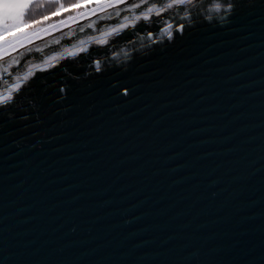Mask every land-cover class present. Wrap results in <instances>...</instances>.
<instances>
[{"label":"water","instance_id":"obj_1","mask_svg":"<svg viewBox=\"0 0 264 264\" xmlns=\"http://www.w3.org/2000/svg\"><path fill=\"white\" fill-rule=\"evenodd\" d=\"M230 2L125 4L0 63L27 89L0 111V264H264V0Z\"/></svg>","mask_w":264,"mask_h":264},{"label":"rangeland","instance_id":"obj_2","mask_svg":"<svg viewBox=\"0 0 264 264\" xmlns=\"http://www.w3.org/2000/svg\"><path fill=\"white\" fill-rule=\"evenodd\" d=\"M130 1L85 0L78 3L77 0H17V2L28 5L25 9V19L40 20L42 23L25 24L24 27L18 28L15 37H21L22 42H16L14 47L5 44L6 39L12 35H0V62L22 54H19L22 49L52 38L53 35L62 33V31L77 27L99 15L107 14L112 8H119ZM59 3L60 7H58ZM57 9L60 10L57 11ZM0 30H2L1 27ZM25 33L29 35L25 37L23 35Z\"/></svg>","mask_w":264,"mask_h":264},{"label":"snow or ice","instance_id":"obj_3","mask_svg":"<svg viewBox=\"0 0 264 264\" xmlns=\"http://www.w3.org/2000/svg\"><path fill=\"white\" fill-rule=\"evenodd\" d=\"M198 0H169V2L164 3L160 2L159 7L156 3H152V0H141L140 3H135L132 5L131 8H129V11H133L134 9H141L144 5H150L146 8V10H143L142 12L138 13L133 17L135 20L144 19V20H150L153 15L157 17H161L165 20L168 19V17L164 16L163 14L165 12H168L169 10L173 8H181L183 10V6L185 4H195ZM232 7V4L229 0V8ZM28 8V5L26 3H20L17 2V0H0V23L4 25L2 30H0V35H7L8 32L15 31L18 28H22L25 26V24H40L42 21L40 20H34L31 18L25 19V9ZM60 9H57L59 11ZM47 19V17H45ZM128 18L125 17V20ZM153 23L159 24V20L153 21ZM123 27V25H122ZM173 25L171 23L167 24V27L164 29L166 33L169 32V29H171ZM184 26L180 25L178 27V31H183ZM115 31V29L113 30ZM25 37H27L29 34L25 33L23 34ZM169 38H171V33H169ZM16 42H22L21 37L17 36L14 37L8 41L5 42L6 45L15 46ZM65 52L68 56L74 55L71 50L65 49ZM63 55V54H61ZM52 59H55L53 57ZM47 63H51V61H46ZM52 67H56V65H52ZM63 67V66H61ZM96 71H101L100 62L97 61L95 65ZM41 71L48 72L49 76H52L54 72H49L47 68L41 69ZM41 77H37L36 79H40ZM27 79V77H25ZM32 87V83L28 84V88ZM27 89H23L22 85L19 83L10 85L7 91V94L0 95V111L13 108L16 106V104L21 100V98L24 95V92ZM60 91H64L63 88L60 89ZM15 93V95H14Z\"/></svg>","mask_w":264,"mask_h":264},{"label":"bare ground","instance_id":"obj_4","mask_svg":"<svg viewBox=\"0 0 264 264\" xmlns=\"http://www.w3.org/2000/svg\"><path fill=\"white\" fill-rule=\"evenodd\" d=\"M137 1H139V0H131L128 4L135 3V2H137ZM126 5H127V4H126ZM118 9H119L118 7H115V8H112L111 10H109V12L111 13V12H114V11H116V10H118ZM52 37H53V36H52ZM49 39H52V38H48L47 40H49ZM47 40H43V41H41V42H39V43H36V44L31 45V46H29V47H27V48H25V49L20 50V51H19V54H20V53H24V52H26V51H28V50H30V49H32V48L38 46V45H41L42 43L46 42ZM14 56H15V55H14ZM11 58H13V56L10 57L9 59H11ZM6 60H8V59H6ZM6 60H5V61H6ZM2 62H4V61H1L0 63H2Z\"/></svg>","mask_w":264,"mask_h":264},{"label":"clouds","instance_id":"obj_5","mask_svg":"<svg viewBox=\"0 0 264 264\" xmlns=\"http://www.w3.org/2000/svg\"><path fill=\"white\" fill-rule=\"evenodd\" d=\"M212 10L215 12H220L226 10V6L222 3V0H214Z\"/></svg>","mask_w":264,"mask_h":264},{"label":"trees","instance_id":"obj_6","mask_svg":"<svg viewBox=\"0 0 264 264\" xmlns=\"http://www.w3.org/2000/svg\"><path fill=\"white\" fill-rule=\"evenodd\" d=\"M85 0H77V2L78 3H82V2H84ZM61 5H60V3H59V5H58V7H60ZM30 9V8H29ZM28 9V10H29ZM3 27H4V25H3ZM2 27V28H3ZM14 32H15V34H14ZM16 32H17V29L15 30V31H11V32H8L7 34H9V36L10 35H12L11 37H8L6 40L8 41V40H10V39H12V38H14L15 37V35H16Z\"/></svg>","mask_w":264,"mask_h":264}]
</instances>
